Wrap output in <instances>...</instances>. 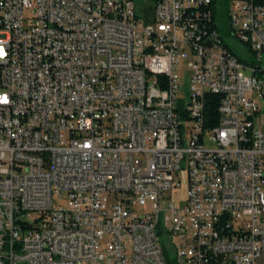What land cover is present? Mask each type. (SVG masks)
I'll return each instance as SVG.
<instances>
[{"label": "built area", "instance_id": "obj_1", "mask_svg": "<svg viewBox=\"0 0 264 264\" xmlns=\"http://www.w3.org/2000/svg\"><path fill=\"white\" fill-rule=\"evenodd\" d=\"M211 4L0 0V264H264V0Z\"/></svg>", "mask_w": 264, "mask_h": 264}, {"label": "trees", "instance_id": "obj_2", "mask_svg": "<svg viewBox=\"0 0 264 264\" xmlns=\"http://www.w3.org/2000/svg\"><path fill=\"white\" fill-rule=\"evenodd\" d=\"M149 2H158V0H149ZM215 4H211V13H215V17L213 18V28H219L223 34V36L227 35L229 32V6L227 0H214ZM229 50L234 52V54L238 55L235 52L233 47H228ZM241 60L244 59L242 55H238ZM260 70L264 71V66L260 63ZM169 86V79H165V87ZM219 104H220V96L217 94H207L206 96V126L214 127L217 125L219 121Z\"/></svg>", "mask_w": 264, "mask_h": 264}, {"label": "rangeland", "instance_id": "obj_3", "mask_svg": "<svg viewBox=\"0 0 264 264\" xmlns=\"http://www.w3.org/2000/svg\"><path fill=\"white\" fill-rule=\"evenodd\" d=\"M228 1V6H230L231 0H227ZM234 42V41H233ZM233 44V43H232ZM233 46H236L235 44H233ZM233 49L235 50L236 53H238V50L240 51L241 48L238 47H233ZM181 72H183V69L181 70ZM245 72L247 74H251V71L249 70H245ZM207 146L208 147H214V143L212 141H207ZM180 181H181V188L178 190L177 194H176V200L178 202H181L182 200H184L186 193H187V176H186V171H183L182 176L180 177ZM62 203L64 205H67V200H62ZM165 245L167 246V248L169 249L170 253L172 255H174V249H173V243L171 242L170 239H168L165 242Z\"/></svg>", "mask_w": 264, "mask_h": 264}, {"label": "bare ground", "instance_id": "obj_4", "mask_svg": "<svg viewBox=\"0 0 264 264\" xmlns=\"http://www.w3.org/2000/svg\"><path fill=\"white\" fill-rule=\"evenodd\" d=\"M229 55H236L234 52L228 49ZM264 66V62H260ZM173 87V79H169V86ZM26 175H38L42 174V166L41 165H26L25 166ZM111 264H126V263H111Z\"/></svg>", "mask_w": 264, "mask_h": 264}]
</instances>
